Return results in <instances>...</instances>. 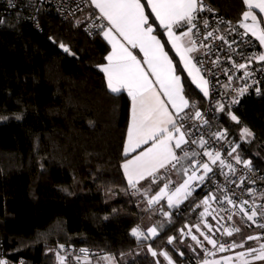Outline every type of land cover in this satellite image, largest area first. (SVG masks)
I'll return each instance as SVG.
<instances>
[{
	"label": "trees",
	"instance_id": "trees-1",
	"mask_svg": "<svg viewBox=\"0 0 264 264\" xmlns=\"http://www.w3.org/2000/svg\"><path fill=\"white\" fill-rule=\"evenodd\" d=\"M204 2L235 21H242L247 10L242 0ZM2 18V253L13 264H57L55 253L61 254L58 245L63 244L98 248L120 264H168L163 256L151 255V245L158 253L167 251L174 264H194L199 255L180 229L195 222L196 203L209 191L198 187L170 209L163 201L149 206L143 188L150 184L141 183V191L135 193L128 186L121 165L131 99L126 92L112 93L97 67L106 61L108 43L101 35L87 36L80 16L63 19L51 6L39 8L35 18L27 5L4 13L0 3ZM61 42L70 53L59 47ZM183 82L190 102L202 104L203 96L192 82L187 77ZM234 113L239 124L226 113L221 117L228 137L239 143L242 159L261 170L264 185V84L260 96L245 99ZM244 126L254 138L240 140ZM151 188L154 195L158 189ZM162 211L170 212L171 218ZM146 220L157 227V237L146 236ZM136 226L145 233L139 239L130 231ZM243 232L234 243L244 238ZM168 236L176 237L172 244ZM127 255L131 259L122 262Z\"/></svg>",
	"mask_w": 264,
	"mask_h": 264
},
{
	"label": "snow or ice",
	"instance_id": "snow-or-ice-1",
	"mask_svg": "<svg viewBox=\"0 0 264 264\" xmlns=\"http://www.w3.org/2000/svg\"><path fill=\"white\" fill-rule=\"evenodd\" d=\"M7 3L9 6H15L14 0H7ZM90 3L99 10L100 14V23L92 25L96 31L90 34L101 35L111 45V51H108L104 57L107 63H102L97 67L104 74L107 88L112 93L127 89V94L131 98V120L128 123L127 138L123 144L121 165L128 186L135 193L141 191L143 187L141 182L154 185L158 189L154 195H150L148 191L143 192V195L147 197V203L152 205L166 198L167 205L171 209L187 199L196 188L213 182L214 177L219 174L225 178L226 182L223 189L219 183L216 184V190L224 192L219 202L235 206L236 201L232 198L235 193L232 196L227 194L228 175H235L236 165L239 164H243L245 169H251L252 162L249 159H242L237 152L240 147L239 143L229 145L230 151L227 152V156L230 159H225L221 151L213 146L214 143L226 139L227 128L212 133L210 140L205 139L200 128L210 127L209 121L198 106L191 113L185 111L192 109L193 105L186 97L181 76L177 75L176 71L177 64L182 63L183 69L187 70L188 76L200 88L203 96L209 97L210 81L201 74L202 69L197 66L204 63L202 56L207 57L212 51L206 41L209 38L219 39L231 48L235 40L228 41L224 34L217 36L218 29L208 31L207 19L202 22L203 29L200 27L201 13L206 9L211 11L204 0H146V3H142L141 0H90ZM242 3L247 6V10L242 12L243 20L240 21V26L244 29L243 35L247 36L250 32L259 44L264 46V27L261 26L257 14L253 11V9H258L260 13H264V0H242ZM146 8L151 11L146 12ZM77 11H79L78 7ZM69 14L71 15L70 10ZM79 23L77 21V24ZM221 23L225 22L221 21ZM226 23L229 29L235 31L230 21ZM158 29H163L160 35L166 33L167 39L164 43H161L158 36L154 34ZM167 44L171 45L169 51L175 50L179 57L177 64L173 63L169 51H165ZM59 47L65 53L71 52V49L62 42L59 43ZM137 48L140 53H143L142 59H138V54L133 52V49ZM233 54L240 55L244 62L238 63L233 60ZM233 54L226 55V59L232 62V66L223 71L228 81L231 82L233 75L229 73L243 70V86L234 89L235 95L228 105L223 103L222 99L217 100L215 111L226 113L232 121L239 124L240 118L231 111V106L239 103L238 97L244 96L250 88H254L257 95L262 94L261 85L264 81L254 78L255 71L250 66L257 63L260 65L259 70L264 72V63H261L264 62V52L247 57L242 52ZM219 60L220 57L217 56L209 63L216 65ZM203 71L214 75L211 68H204ZM226 86L230 87L231 84ZM0 119H6V117H0ZM17 119L20 117L18 116ZM195 121L202 123L198 125ZM254 137V132L248 126L240 129V140L247 141ZM189 148L191 151L186 150ZM205 157L207 159H204ZM173 170L181 171L185 177L183 183L174 191L170 187L172 181L169 179ZM245 179V177H240V183L236 184V187L240 188ZM231 183H236V181H231ZM250 183H255V181H250ZM245 190L250 194L254 191L247 186ZM209 200H218L215 191H210L203 197L201 203L204 205V211L200 213L202 217L207 214ZM248 204L247 199L242 200L240 211L247 216L248 220L255 223L254 218L264 216V207L253 206L249 212L245 209V205ZM196 206L199 207V205ZM162 215L171 218V213L168 211H162ZM185 227L189 228L187 235L191 236V240L197 247L203 249L204 241H206L207 244L212 245L213 249H218L220 252L229 250L224 243L218 244L213 238L211 224L204 223L206 231H201L200 225L195 226L199 235L203 236V240L191 232L190 226L185 225ZM130 231L137 239L145 235L139 226L131 228ZM180 232L183 236L184 228H181ZM147 234L157 237V227H149ZM227 234L230 236L232 233L228 231ZM175 239L174 236L167 237L169 244H172ZM247 239L254 240L259 237L249 236ZM232 247L236 245L233 244ZM64 248L65 245H58V249ZM148 251L153 257L162 255L168 264H174L167 251L158 253L151 245L148 246ZM192 251L195 253L196 247H192ZM80 252L85 254V259H87L88 249L82 248ZM55 255L59 264H65L66 257L61 255L60 251H56ZM180 255H183V252ZM79 259L77 257L78 261ZM104 259L111 260L112 257L105 256ZM255 262L264 264V243L260 244L259 248L248 247L246 252L236 253L235 260L232 256L226 255L212 261L203 259L200 264H255ZM0 264H9V261L0 259ZM156 264L160 262L157 261Z\"/></svg>",
	"mask_w": 264,
	"mask_h": 264
},
{
	"label": "built area",
	"instance_id": "built-area-1",
	"mask_svg": "<svg viewBox=\"0 0 264 264\" xmlns=\"http://www.w3.org/2000/svg\"><path fill=\"white\" fill-rule=\"evenodd\" d=\"M0 3L4 13H9L11 11L17 10L22 11L25 5H27L30 9L31 16H34L35 18L36 13L42 6H51L63 19H71L76 16H80L84 12L91 9L90 0H14L15 6H9L7 0H0ZM204 3L208 5V8L211 9V11L206 9L203 13H201L200 27L203 29L202 22L204 19H207L208 31L218 29V32L216 33L217 36L220 34H224L225 38L228 41L235 40V43L232 44L231 48H229V45L223 43L221 40L209 38L206 43L209 44V46L212 48V51L207 57L202 56V59H204V63L202 65H197L202 69V75H204L205 78L209 79L210 81V96H203V103L200 105H198L197 103L192 104L190 102L193 105L190 113L194 111L196 106H198L204 113L205 118L209 121L210 127H202L200 128V131L204 133L206 140H210V138L212 137V133L226 128L221 120L223 113L215 111L217 100L222 99V102L228 105L235 95L234 89L237 87H242L244 82L242 79L243 70L230 72L229 74L233 75V81H228V78L224 74L223 70L230 69L232 66V62L226 59V55L242 52L243 55L247 57L257 55L263 51L257 40L252 35H250L249 33L247 34V36L243 35L244 29L240 26V21L232 20L231 18H228L227 16L220 13L211 4L207 2ZM77 7L79 8V11H77ZM69 10L71 11V15L69 14ZM0 21L4 22V19L2 18L0 19ZM221 21L225 23H221ZM228 21L231 22L232 28H234L235 31H232L228 28V24L226 23ZM98 23H100L99 14L91 13L87 17V19H85L83 24V31L85 32V34L90 38L98 36L97 34H90V32L95 33L96 31L92 28V25ZM104 23L107 22L104 21ZM35 25L37 28H39L38 22H36ZM217 56L220 57V60L216 65L209 63V61L215 60ZM233 60H236L238 63L244 62V60L241 59L240 55L238 54H233ZM259 67L260 65L257 63H254L250 66V68L255 71L254 78L264 81V72L260 71ZM204 68H211L214 75H210L208 72L203 71ZM248 82L251 83V81ZM228 84H231V86H226ZM258 96L260 95L256 94L254 88H250L248 93H246L242 97H238L239 103L232 105L231 111L235 112V110L245 99ZM189 123H193V121H189ZM195 123L199 125L202 122L195 121ZM198 134L199 133H197V135ZM230 144L234 145V143L227 135L226 139L221 140L219 143H214L213 146L221 151L225 159H230L227 156V152L230 151ZM186 150L191 151V148ZM204 159L207 158L205 157ZM231 162L235 163V161ZM236 169L237 171L235 175H228V182L226 185L227 194L232 196V194L235 193V195L232 196V198L236 201L235 206L229 205L226 202H219V200L222 199L224 192L217 191L216 184L219 183L221 189H223L226 182L223 176L217 174V176L214 177L213 182L206 183L205 185H201L200 187L205 186L206 191L209 192L215 191V195L218 197V200H209L207 214L202 217L200 213L204 211V205L201 203L203 197L200 198V200L196 203V205H199V207L195 206V210H193L196 220L193 224L190 225L191 232L193 234H196L199 239L203 240V236L199 235L195 226L200 225L201 231H206V229L204 228V223L207 222L211 224V235H213V238L217 240L218 244L224 243L229 248V250L227 252H220L218 249H213L212 245L207 244L206 241H204L205 247L203 249L197 247L195 245V242L191 240V236L187 235L189 228H186L184 230L185 234L183 236L184 238L188 239L194 247H196L197 254L199 255V258L194 261V264H200V261L203 259L212 261L214 259H219L221 256L230 255L234 250V247H232V245L235 244L234 238L242 231H248L249 235L247 237H259V239L251 240L257 242L253 247L259 248L260 244L264 243V227H261V225H264V216H257L256 218H254L256 222L253 223V221L248 220L247 216L240 211L241 201L244 199H247L249 201V204L245 205V209L249 212L251 211V208L253 206L257 208L264 207V198L262 197V194L264 193V185H261L263 174L258 167L251 166V169H245L243 164L236 165ZM225 172H227L226 168ZM240 177H245L246 179L244 180V183L240 185V188H237L236 184L240 183ZM231 181H236V183H231ZM250 181H255V183H250ZM245 186L251 187L254 190L253 193H248L245 190ZM170 187L173 189V182ZM228 231H231L232 233L230 236L227 234ZM1 246L2 243L0 241V259H7L9 261V264H13L8 259V257L2 253ZM82 248L88 249L87 259H85V254L80 252V249ZM213 253H215V255H213ZM61 255L66 257L65 264H90L91 262L98 259L101 255H103V252L102 250L94 247L65 245V248L61 249ZM77 257L80 258L79 261L77 260ZM57 264H59L58 260Z\"/></svg>",
	"mask_w": 264,
	"mask_h": 264
},
{
	"label": "crops",
	"instance_id": "crops-1",
	"mask_svg": "<svg viewBox=\"0 0 264 264\" xmlns=\"http://www.w3.org/2000/svg\"><path fill=\"white\" fill-rule=\"evenodd\" d=\"M141 2H142V3H146V0H141ZM150 11H151V10H150ZM253 11L257 14V18H258V21L261 22V26L264 27V13H260L258 9H253ZM146 12H147V9H146ZM91 13H93V14H94V13L99 14V10H98V9H95V6L92 5V4H91V9H89L88 11L84 12L83 14H81V15H80V18H81L82 20H85V19H87V17H88ZM99 15H100V14H99ZM248 22L250 23L251 21L249 20ZM160 30H162V32H163V29H160ZM154 34H156V35L158 36V38L161 40V43H164V41L167 39L166 33H165L164 35H160V33H158V32H156V33H154ZM249 34L251 35L250 32H249ZM253 37H254V36H253ZM254 38L256 39V37H254ZM256 40H257V39H256ZM105 41H106V40H105ZM106 42H107V41H106ZM257 42H258V44H259V41H258V40H257ZM108 45H109V44H108ZM259 45H260V44H259ZM109 46H110V50H109V51H111V45H109ZM260 47L262 48V51L264 52V46H261V45H260ZM170 48H171V45H170V44H167V45L165 46V51H169ZM133 52H134V54H138V59H142V58H143V53H140L138 48H137V49H133ZM169 56H170L171 58H173V63H174V64H177V61L179 60V57L176 55L175 50H171V51H169ZM105 63H107V61H105ZM145 67H146V66H145ZM176 71H177V75H180V76H181V80H182V83H183V87H184L183 79H184V77H187V78L192 82V84L196 87V89L198 90V92L203 96V92H202V91L200 90V88L196 85V83H194V82L192 81L191 77L188 76L187 70L183 69V64H182V63L177 64V69H176ZM120 92H126V93H127V89H121ZM184 93H185L186 97L189 98L188 95L186 94L185 90H184ZM130 99H131V98H130ZM189 100H190V99H189ZM185 111L190 112L191 109H186ZM130 120H131V113H130ZM126 138H127V136H126ZM184 166H185V167L187 166V163H186V162H185ZM125 178H126V177H125ZM184 178H185V177L183 176V173H182L181 171L173 170V171L170 173V175H169V179H170V180L173 182V184H174V187H173V189H172L173 191L175 190L176 187H178L181 183H183ZM126 181H127V178H126ZM141 183H144V182H141ZM151 190H152L151 185H149V186L143 188V192H144V191H148L150 195H152V194H151ZM162 201L165 202V203L167 204V199H166V198L163 199ZM184 201H185V200H183L180 204H182ZM160 202H161V201H160ZM158 203H159V202H158ZM155 204H157V203H154V204H152L151 206H153V205H155ZM180 204H178V205H180ZM149 206H150V205H149ZM152 226H154V225H153V223L151 222V220H146V221L143 223V227L145 228V233H146V236H147L148 238H154V237L150 236V234H147V229H148L149 227H152ZM157 231H158V230H157ZM158 234H159V232H158ZM241 235H243L244 238H242V239L239 240V241L237 240V242H235L236 247H234L233 252H232L230 255H227V256H232V257H233V260H235V254H236V253H238V252H245V250H246L248 247H253V246H255L256 243H257L256 241H251V240H247V239H246L247 236L249 235L248 231H244L243 234H241ZM239 237H240V236H239ZM236 238H237V237H236ZM240 245H243V246L240 247ZM161 256H162V255H161ZM121 259H122V260H121L122 262H128V261L131 259V257H130L129 255H127V256H123ZM163 259H165V258L163 257ZM97 260H98V259H96L95 261L91 262L90 264H96V263H97ZM165 260H166V259H165ZM166 262H168V261L166 260ZM255 264H258V262H255Z\"/></svg>",
	"mask_w": 264,
	"mask_h": 264
},
{
	"label": "rangeland",
	"instance_id": "rangeland-1",
	"mask_svg": "<svg viewBox=\"0 0 264 264\" xmlns=\"http://www.w3.org/2000/svg\"><path fill=\"white\" fill-rule=\"evenodd\" d=\"M202 74V73H201ZM183 201V200H182ZM105 256H110V255H106V254H103L101 255L98 260H97V263L96 264H120V261L115 259L114 257H112L111 260H106L104 259Z\"/></svg>",
	"mask_w": 264,
	"mask_h": 264
}]
</instances>
